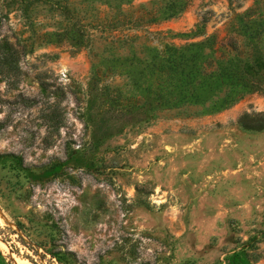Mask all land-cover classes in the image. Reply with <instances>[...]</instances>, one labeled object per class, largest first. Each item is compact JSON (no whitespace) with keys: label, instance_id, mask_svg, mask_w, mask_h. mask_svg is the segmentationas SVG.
<instances>
[{"label":"rangeland","instance_id":"374dc122","mask_svg":"<svg viewBox=\"0 0 264 264\" xmlns=\"http://www.w3.org/2000/svg\"><path fill=\"white\" fill-rule=\"evenodd\" d=\"M253 1L0 0L2 257L264 264V92L156 102Z\"/></svg>","mask_w":264,"mask_h":264},{"label":"trees","instance_id":"16d2710c","mask_svg":"<svg viewBox=\"0 0 264 264\" xmlns=\"http://www.w3.org/2000/svg\"><path fill=\"white\" fill-rule=\"evenodd\" d=\"M263 1L254 0L253 6L237 13L239 24L244 25L246 30H234V35L229 34L224 43L216 44L213 35H209L179 49V55L168 69L173 85L181 95L177 99L156 98L160 104L157 108L212 100L215 109H218L245 93L264 92ZM140 110L146 113L145 109ZM49 254L58 263L65 264L60 254ZM237 255L234 253L231 258ZM0 264L12 263L0 253Z\"/></svg>","mask_w":264,"mask_h":264},{"label":"bare ground","instance_id":"6f19581e","mask_svg":"<svg viewBox=\"0 0 264 264\" xmlns=\"http://www.w3.org/2000/svg\"><path fill=\"white\" fill-rule=\"evenodd\" d=\"M17 264H33V263H31L27 259H17Z\"/></svg>","mask_w":264,"mask_h":264}]
</instances>
